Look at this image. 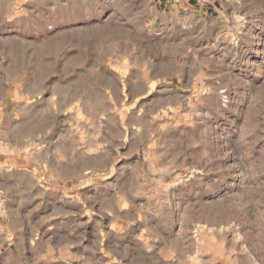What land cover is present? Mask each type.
I'll return each instance as SVG.
<instances>
[{
    "label": "rangeland",
    "instance_id": "1",
    "mask_svg": "<svg viewBox=\"0 0 264 264\" xmlns=\"http://www.w3.org/2000/svg\"><path fill=\"white\" fill-rule=\"evenodd\" d=\"M0 264H264V0H0Z\"/></svg>",
    "mask_w": 264,
    "mask_h": 264
}]
</instances>
